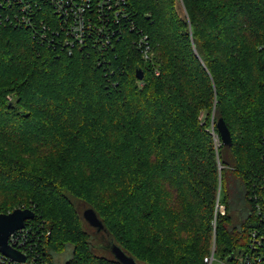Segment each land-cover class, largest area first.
Wrapping results in <instances>:
<instances>
[{"label": "trees", "instance_id": "obj_1", "mask_svg": "<svg viewBox=\"0 0 264 264\" xmlns=\"http://www.w3.org/2000/svg\"><path fill=\"white\" fill-rule=\"evenodd\" d=\"M128 8L151 58L126 27L69 53L0 24V213L34 210L50 264L69 248L64 264H121L94 251L88 207L139 264H208L214 239L216 264H238L264 232V0Z\"/></svg>", "mask_w": 264, "mask_h": 264}, {"label": "built area", "instance_id": "obj_2", "mask_svg": "<svg viewBox=\"0 0 264 264\" xmlns=\"http://www.w3.org/2000/svg\"><path fill=\"white\" fill-rule=\"evenodd\" d=\"M0 24L29 28L40 41L52 43L60 40L72 52L76 45H84L91 38L94 44L112 46L124 40L120 27L134 33L133 39L140 56L144 59L151 51L149 35L133 19L128 0H0ZM62 37V38H61ZM44 226L34 225L32 219L9 236V245L26 256L16 261L0 252V264H50L38 249L42 248ZM264 232L254 228L251 243L245 253H240L238 264H264L260 251ZM212 264L215 253L205 257Z\"/></svg>", "mask_w": 264, "mask_h": 264}, {"label": "water", "instance_id": "obj_3", "mask_svg": "<svg viewBox=\"0 0 264 264\" xmlns=\"http://www.w3.org/2000/svg\"><path fill=\"white\" fill-rule=\"evenodd\" d=\"M136 77L139 80L144 78V71L141 68L136 70ZM216 128L220 134L222 143L230 145L232 143V135L225 120L219 118L216 122ZM35 212L31 208H16L9 213H0V252L11 257L16 261H25L26 256L20 251L12 248L9 243V236L18 229L25 226V222L34 218ZM83 218L92 227L98 231L105 229L103 221L99 218L97 212L88 207L83 211ZM111 249L114 258L121 264H139L132 256L128 255L119 245L111 243Z\"/></svg>", "mask_w": 264, "mask_h": 264}, {"label": "rangeland", "instance_id": "obj_4", "mask_svg": "<svg viewBox=\"0 0 264 264\" xmlns=\"http://www.w3.org/2000/svg\"><path fill=\"white\" fill-rule=\"evenodd\" d=\"M154 48L152 47L151 51L149 52V58H151L154 55ZM141 59H144L141 56ZM146 59H148V56L146 57ZM145 60V59H144ZM205 115H202V118H204ZM210 124L211 127H213V129L215 128L216 125V120L214 118V115L212 114V116H210ZM216 132V131H215ZM217 138V137H216ZM221 142V141H220ZM219 146V144H218ZM220 167L222 168V165H220ZM218 207H220V209L224 212V205H222L221 203L217 204ZM81 207V205H80ZM84 226L87 230L90 231V233L92 234V242H93V249L95 252H97L100 255L106 256V257H114V254L112 252L111 249V239L109 236H107V234L103 231H98L96 230L94 227H92L88 222H86L84 220ZM95 229V230H94ZM214 243H215V239L213 241V246H212V253H210V255H208L207 257L212 256L213 252L215 251L216 247H214ZM71 254V248H69L68 250H65L64 252L58 253L54 256V262L55 264H64L65 261L70 257ZM217 260L215 257V260L212 264H216Z\"/></svg>", "mask_w": 264, "mask_h": 264}]
</instances>
